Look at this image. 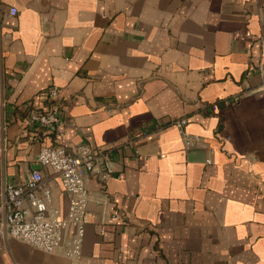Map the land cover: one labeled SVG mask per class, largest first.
I'll return each mask as SVG.
<instances>
[{
  "label": "crops",
  "instance_id": "obj_1",
  "mask_svg": "<svg viewBox=\"0 0 264 264\" xmlns=\"http://www.w3.org/2000/svg\"><path fill=\"white\" fill-rule=\"evenodd\" d=\"M52 84L60 123L27 126ZM57 144L113 161L86 180L84 262L264 264V0H0V188ZM0 264L72 263L0 236Z\"/></svg>",
  "mask_w": 264,
  "mask_h": 264
},
{
  "label": "built area",
  "instance_id": "obj_2",
  "mask_svg": "<svg viewBox=\"0 0 264 264\" xmlns=\"http://www.w3.org/2000/svg\"><path fill=\"white\" fill-rule=\"evenodd\" d=\"M8 13L15 15L16 8L10 7ZM59 92L53 84L46 89L47 106L28 109L27 126L53 129L60 123ZM187 122V118L180 117L170 124L181 135L184 148L190 149L199 143L200 137L186 130ZM36 163L27 180L0 188V236L21 241L46 253L61 254L72 264H91L82 260L89 202L86 180L90 175L105 179L114 171L109 150H93L87 144L72 149L61 144L43 145ZM43 167L49 168L50 176L69 195L63 217L51 207L50 178Z\"/></svg>",
  "mask_w": 264,
  "mask_h": 264
}]
</instances>
